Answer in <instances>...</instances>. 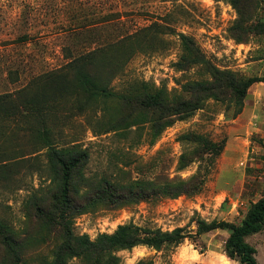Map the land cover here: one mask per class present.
Segmentation results:
<instances>
[{
  "label": "rangeland",
  "instance_id": "374dc122",
  "mask_svg": "<svg viewBox=\"0 0 264 264\" xmlns=\"http://www.w3.org/2000/svg\"><path fill=\"white\" fill-rule=\"evenodd\" d=\"M232 1L0 0V93L14 91L34 77L60 68L69 54L130 35L134 55L113 80L115 90L124 89L133 79H144L164 86L171 95L184 97L186 84L209 77L203 65H178L181 33L196 42L214 67L237 77H261L264 0H235L238 7ZM225 97L208 98L192 116L167 127L153 143L147 128L133 130L126 137L114 132L94 135L84 116L62 111L69 118L58 123V141L80 139L89 151L85 170L89 177L106 175L121 181L204 177L202 189L193 195L146 198L79 214L75 232L95 239L131 222L162 230L185 227L192 233L198 218L240 223L249 205L264 194V82L256 81L248 88L237 115L230 96ZM191 132L223 141V150L213 164L198 142L180 137ZM184 152L187 164L181 166ZM45 161L41 155L38 172H29L19 183L0 188V218L23 236L34 229L25 217V201L31 194L40 195L49 183ZM228 236L227 230L216 229L164 250L139 245L117 254L122 264H136L142 258L153 259L155 264H242L226 254ZM247 241L257 249L258 263L264 264V229L248 236ZM51 249L47 246L43 253L50 256ZM1 255L0 250V259ZM36 257L30 252L27 260L34 263ZM69 264L80 262L73 258Z\"/></svg>",
  "mask_w": 264,
  "mask_h": 264
},
{
  "label": "trees",
  "instance_id": "16d2710c",
  "mask_svg": "<svg viewBox=\"0 0 264 264\" xmlns=\"http://www.w3.org/2000/svg\"><path fill=\"white\" fill-rule=\"evenodd\" d=\"M232 2L238 7L237 1ZM132 38L113 37L69 54L60 68L38 75L14 91L0 93V188L19 183L29 172H38L41 155L50 174L42 193L31 194L25 201V217L34 229L23 236L0 218V264H69L73 258L80 264H122L117 254L120 250L139 245L164 250L216 229L229 232L225 241L229 257L242 264H259L257 249L247 237L264 229V194L249 205L240 223L198 218L195 233L185 227L162 230L132 222L119 224L112 233H100L95 239L75 232L74 221L79 214L98 206L118 208L146 198L193 195L202 189L204 177L165 181L89 177L85 171L89 151L80 139L58 141V123L69 118L62 111L84 116L94 135L114 132L126 137L133 130L147 128L153 143L167 127L192 116L208 98L223 100L230 96L237 115L248 88L256 81L264 82V75L237 77L214 67L196 42L181 33L178 65H203L209 77L186 84L184 97L171 95L164 86L144 79H133L124 89L115 90L113 80L134 55ZM180 137L198 142L210 154L211 164L224 147L223 141L215 142L202 134L191 132ZM186 158L184 152L181 166L187 164ZM26 243L33 248H27ZM47 246H52L50 256L43 253ZM30 252L37 256L34 263L27 260ZM136 264L155 263L142 258Z\"/></svg>",
  "mask_w": 264,
  "mask_h": 264
}]
</instances>
